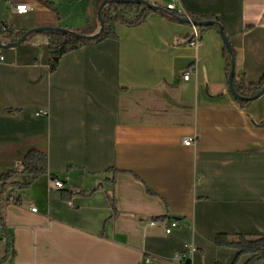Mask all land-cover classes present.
Instances as JSON below:
<instances>
[{
	"label": "crops",
	"instance_id": "1",
	"mask_svg": "<svg viewBox=\"0 0 264 264\" xmlns=\"http://www.w3.org/2000/svg\"><path fill=\"white\" fill-rule=\"evenodd\" d=\"M12 1L33 7L19 14L0 0V26L16 32L100 27L96 0ZM176 6L215 17L235 50V75L261 80L264 0ZM194 26L162 13L117 23L116 39L73 50L54 70L45 35L0 47V175L32 149L49 157L48 174L12 179L32 182L3 205V264H144L188 244L198 248L193 264H264L216 242L264 236V95L241 108L218 25L199 26L191 46Z\"/></svg>",
	"mask_w": 264,
	"mask_h": 264
},
{
	"label": "trees",
	"instance_id": "2",
	"mask_svg": "<svg viewBox=\"0 0 264 264\" xmlns=\"http://www.w3.org/2000/svg\"><path fill=\"white\" fill-rule=\"evenodd\" d=\"M141 1V2H139ZM98 9L102 8L101 17L104 22V30L94 39L82 38L79 35L91 34L92 29L85 28L79 32H72L65 27L59 25L47 26L51 29L42 30L30 34L27 38L41 34L48 39L49 50L57 56L51 61V70H54L59 63L60 57L76 50L80 47L89 44H96L107 39H116L115 27L117 23H124L130 26H136L152 15L157 13L170 15L174 20L190 21L193 24L210 21L214 26L218 25L221 33H225L220 27V23L215 17H201L197 15H186L178 11H171L165 6L154 4L147 0H96ZM16 32L10 27L4 29L0 26V42L7 46H15L20 38L27 32ZM225 55L228 62L229 75L232 73V59L235 58V50L230 47V50L225 49ZM230 77V76H229ZM233 87L236 91L234 94L238 105L246 109L253 101V97L259 93L264 87V75L259 82H250L244 76L237 77L234 74ZM264 125V122L260 123ZM49 173V157L48 154L40 150L32 149L26 153L23 160L7 173L0 175V182L4 184L5 190L0 196V225L4 224L2 208L3 205L9 202L12 192L24 190L28 188L32 181L41 175ZM17 174L30 175L32 181L26 184L12 182V179ZM14 202L21 203V198L13 197ZM110 203L114 210V215L117 213L114 197H109ZM218 245H227L237 250V257L243 254L252 255L249 262L264 259V236L253 237L248 235H238L236 239H229L226 234H218L216 237ZM6 258L0 261L3 264Z\"/></svg>",
	"mask_w": 264,
	"mask_h": 264
},
{
	"label": "built area",
	"instance_id": "3",
	"mask_svg": "<svg viewBox=\"0 0 264 264\" xmlns=\"http://www.w3.org/2000/svg\"><path fill=\"white\" fill-rule=\"evenodd\" d=\"M178 0H168L167 3L165 4V7L171 11H178L176 3ZM9 2L13 5L14 11L23 14L27 13L28 11L32 10L33 7L31 5L25 4V3H18L14 4L12 0H9ZM20 7H24L20 11ZM179 12V11H178ZM4 29L8 28L7 24H2L1 25ZM201 42V29L197 26H194V31L192 33V37L188 41V44L191 46H197ZM0 60H4V56L0 53ZM190 75V72H187L184 74V79H188ZM193 139L192 138H187L184 140V143L187 145H190L192 143ZM53 184L56 188L62 189L64 184L60 180H54ZM33 211H36V208L32 209ZM179 221L173 220L171 227H167L166 233H171L172 227L178 226ZM198 251V248L194 244H188L185 249L176 255H174L171 258H162V257H152L148 256L144 260V264H193V256L194 254Z\"/></svg>",
	"mask_w": 264,
	"mask_h": 264
},
{
	"label": "water",
	"instance_id": "4",
	"mask_svg": "<svg viewBox=\"0 0 264 264\" xmlns=\"http://www.w3.org/2000/svg\"><path fill=\"white\" fill-rule=\"evenodd\" d=\"M141 2V1H139ZM102 8L103 7H100L99 11H98V17H99V21H100V27L99 29H97L94 33H91V34H87V35H79L80 37L82 38H86V39H94L96 38L98 35H100L103 30H104V22H103V19L101 17V13H102ZM185 22H190V21H187L185 20ZM213 24L212 22L210 21H206V22H201V23H197V24H194L196 26H209ZM220 27H222L221 25H219ZM46 29H51V27H38V28H33V29H29L21 38L20 40L15 44V46H19L20 44H22L23 42H25V40L27 39V37L34 33V32H39V31H42V30H46ZM222 36L224 38V41H225V44H226V47L228 50H230V42H229V39L228 37L226 36L225 33H222ZM7 45L3 44L0 42V47H6ZM234 74H235V59H232V73L229 77V85H230V89L232 91L233 94L236 93L234 87H233V78H234ZM262 95H264V87L263 89L257 93L253 99L256 100L258 98H260Z\"/></svg>",
	"mask_w": 264,
	"mask_h": 264
},
{
	"label": "clouds",
	"instance_id": "5",
	"mask_svg": "<svg viewBox=\"0 0 264 264\" xmlns=\"http://www.w3.org/2000/svg\"><path fill=\"white\" fill-rule=\"evenodd\" d=\"M21 9H23V11L25 10L24 7H20V11H21ZM23 11H21V12H23Z\"/></svg>",
	"mask_w": 264,
	"mask_h": 264
},
{
	"label": "rangeland",
	"instance_id": "6",
	"mask_svg": "<svg viewBox=\"0 0 264 264\" xmlns=\"http://www.w3.org/2000/svg\"><path fill=\"white\" fill-rule=\"evenodd\" d=\"M197 27H199V26H197ZM200 28V27H199Z\"/></svg>",
	"mask_w": 264,
	"mask_h": 264
}]
</instances>
